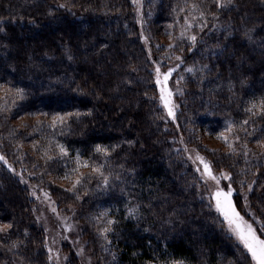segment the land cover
I'll return each instance as SVG.
<instances>
[{
  "label": "trees",
  "instance_id": "obj_1",
  "mask_svg": "<svg viewBox=\"0 0 264 264\" xmlns=\"http://www.w3.org/2000/svg\"><path fill=\"white\" fill-rule=\"evenodd\" d=\"M263 76L264 0H0V264H255L214 194L264 239Z\"/></svg>",
  "mask_w": 264,
  "mask_h": 264
},
{
  "label": "snow or ice",
  "instance_id": "obj_2",
  "mask_svg": "<svg viewBox=\"0 0 264 264\" xmlns=\"http://www.w3.org/2000/svg\"><path fill=\"white\" fill-rule=\"evenodd\" d=\"M133 2L136 3L138 2V0H133ZM215 2L220 7H227L229 4L232 3V0H215ZM60 7H64V5H60ZM190 38L193 42H195L196 40L195 36H192ZM69 59H71V57H69ZM187 70L189 72L193 71V69L191 68ZM173 71L174 69L170 68L166 72L162 73L159 67L156 68V73H157L156 83L161 86L160 99L164 103L165 107L168 108L169 115H174L172 108L169 107L173 93L167 88L168 79ZM17 92L22 93L23 90L17 89ZM260 106L264 108V100L260 101ZM253 107H256V105L254 104ZM248 111H251V109H248ZM67 115H71V114H67ZM63 119H64L63 117H56L54 118V121L59 120L61 123H63ZM245 123H247V121H245ZM227 131H232L231 127H229ZM221 137L227 142L228 138L226 136H223V134H221ZM61 151L63 152L64 150L61 149ZM97 151H101L99 146H97ZM3 159L4 158L0 156V160ZM197 159H199L203 164L205 172H207L208 175L213 180H217V178L214 175H212L209 165L204 162L203 158L197 155ZM95 171L100 172L99 168H96ZM100 175L103 177L102 172H100ZM224 178L228 179L229 177L225 175ZM76 183H79V180H77ZM104 183L105 184L108 183L106 177H104ZM217 184H219V180H217ZM228 189H229L228 191H225L223 188H217L215 192L217 210L220 211L221 214L224 216L225 220L228 221L229 228L231 229V231H233L236 234L239 241L244 245V248L247 249L248 253L251 254L252 261H255V264H264V239L261 238V235H257V232L252 227V225L249 224L246 220H244V218L240 216V214L236 211V208L232 201V189L230 185L228 186ZM53 211H55V209H53ZM137 213H138V207H132L128 209L129 216L135 217ZM112 223L113 221L108 220L105 226L102 229H100V231L102 233H108L110 231L108 225H111ZM4 227H8V226L0 227V231H3ZM262 235H264V226H262ZM49 251H51V249H49ZM174 264H182V262H174Z\"/></svg>",
  "mask_w": 264,
  "mask_h": 264
},
{
  "label": "rangeland",
  "instance_id": "obj_3",
  "mask_svg": "<svg viewBox=\"0 0 264 264\" xmlns=\"http://www.w3.org/2000/svg\"><path fill=\"white\" fill-rule=\"evenodd\" d=\"M138 3H141V0H138V2H137V4ZM21 34V33H20ZM170 39H168L167 40V42H169L170 43ZM89 74V73H88ZM264 77V76H263ZM160 85L158 86V88H159V90H160ZM170 89V88H169ZM173 96V95H172ZM95 98V97H94ZM172 97H171V101H170V104H169V107H171V108H173V106H174V102H172ZM123 118H125V117H123V114H121L119 117H118V120L119 121H121ZM32 120V119H31ZM49 121V120H48ZM106 128H107V126H106ZM232 128H234V126L233 127H231V129ZM197 129V128H196ZM228 129V128H227ZM227 129L225 130V129H223L222 130V132L221 133H217V134H213L212 135V137H207V138H204V140H205V142H204V144L205 145H208V147H211V148H220V149H224V150H227V149H229V146L232 144V142L234 141L233 139H234V133H233V131H235L234 129H236V130H238V132H241V130H242V127H236V128H234V129H232V131H227ZM35 130V132H38V129H34ZM236 132V131H235ZM206 134V133H205ZM221 134H223V136H226L227 138H228V140H227V142L221 137ZM207 135V134H206ZM206 137V136H205ZM182 138V137H181ZM183 146H184V148L185 149H187V157H188V159L189 160H192L193 161V163H195V166H198V169L199 170H201V172L203 173V178L204 179H206V182H207V187H210V190H211V188L212 187H216L218 184H216L217 183V181L216 180H213L209 175H208V173L207 172H205V170H204V166H203V164L201 163V161L199 160V159H197V155H199V157H202L203 158V160H204V162L205 163H210L209 161H208V158H207V156H206V154L203 152V151H201L198 147H195V146H190V145H187L186 144V140L185 139H183ZM260 142V141H259ZM264 144V138L262 139V141H261V143L259 144H254V146H256V147H260V146H262ZM75 162V163H74ZM77 162V163H76ZM72 163H74V165H78V167H81V168H85L86 166V164H85V162L84 161H82V160H79L78 159V161H76V159H73L72 161H70V164H72ZM212 169V168H211ZM80 170V169H79ZM82 170V169H81ZM199 172V171H198ZM200 173V172H199ZM202 173H200V174H202ZM216 175H218L217 173L215 174V177H216ZM62 179H64V178H62ZM64 182H65V180H63ZM67 182V181H66ZM38 182H37V184H34V187H37L38 186ZM219 187V186H218ZM216 190H217V188H216ZM216 192V191H215ZM208 195V194H207ZM47 197H49V196H47ZM50 198V197H49ZM48 198V199H49ZM39 202H40V204L42 205V207H48V209H50V210H53V209H58L57 208V206H55V203H54V201L53 202H49L48 200H44L43 202L41 201V200H39ZM49 203L51 204V206L49 205ZM214 203H215V207H216V198H215V194H214ZM43 213V212H42ZM42 217H45L44 216V214H42ZM44 219V218H43ZM48 221V223H49V221L50 220H47ZM49 225H50V228L52 229V223H49ZM227 226L229 227V224H228V221H227ZM48 228V227H47ZM70 226L69 227H67L66 228V230L68 231V230H70ZM51 229H48V235H49V230H51ZM230 229V228H229ZM231 230V229H230ZM235 236H236V234L233 232V231H231ZM258 235V234H257ZM237 237V236H236ZM238 239V238H237ZM239 240V239H238ZM56 242L57 241H55L54 240V238L53 237H49V239H48V241H47V243H48V246H49V249H51V251H49V254H50V256L52 257L53 256V254L56 256V255H58V253H57V251L55 250V248L53 249V247H55V245H56ZM242 244V243H241ZM244 246V245H243ZM61 250H62V252L64 253V251L65 250H63L62 248H61ZM67 251V250H66ZM89 252H84V251H82V252H80L79 253V263H81V264H93L92 262H87V260L85 261L84 260V258H85V254L87 255Z\"/></svg>",
  "mask_w": 264,
  "mask_h": 264
}]
</instances>
